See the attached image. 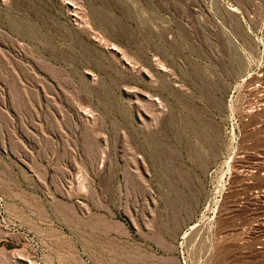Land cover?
<instances>
[{"label": "rangeland", "instance_id": "1", "mask_svg": "<svg viewBox=\"0 0 264 264\" xmlns=\"http://www.w3.org/2000/svg\"><path fill=\"white\" fill-rule=\"evenodd\" d=\"M0 264H264V0H0Z\"/></svg>", "mask_w": 264, "mask_h": 264}]
</instances>
